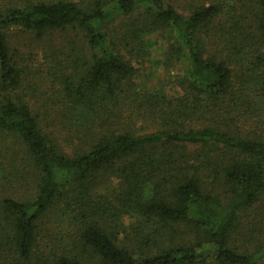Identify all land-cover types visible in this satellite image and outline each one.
<instances>
[{
  "label": "trees",
  "instance_id": "16d2710c",
  "mask_svg": "<svg viewBox=\"0 0 264 264\" xmlns=\"http://www.w3.org/2000/svg\"><path fill=\"white\" fill-rule=\"evenodd\" d=\"M121 15L127 20L117 21ZM16 26L40 38L69 27L85 35L89 56H76L59 76L62 113L73 121L67 131L17 93L23 73L6 36ZM158 31L175 35L168 58L188 63L177 97L139 92L133 82L128 56L147 54L146 36ZM256 94L264 96V0L204 1L188 15L163 0L0 9V163L22 155L36 190L33 199L0 197V264H204L210 257L258 264L264 137L243 127ZM137 115L158 129L133 131ZM11 177L2 173L0 182L24 181ZM112 180L120 182L115 201L95 193ZM61 207L72 231L46 239L44 223ZM254 209L260 221L239 232L242 214ZM129 211L142 224L128 229L122 215Z\"/></svg>",
  "mask_w": 264,
  "mask_h": 264
},
{
  "label": "rangeland",
  "instance_id": "374dc122",
  "mask_svg": "<svg viewBox=\"0 0 264 264\" xmlns=\"http://www.w3.org/2000/svg\"><path fill=\"white\" fill-rule=\"evenodd\" d=\"M51 1V0H0V9L7 7H21L31 2ZM80 1V0H73ZM204 1L220 0H163L165 4L173 5L181 14L188 15L193 6ZM235 0H221L224 3H231ZM146 3V2H145ZM140 7L132 17L138 15ZM128 17L120 16L117 21L127 20ZM117 22V23H119ZM116 23V24H117ZM7 42L14 57L15 63L23 73L21 87L17 91L21 98H24L32 106L35 113L50 118V124L59 126V131H67L72 124L70 116L62 113L63 88L60 81L62 72L67 71L66 66L76 56H89L88 45L85 35L80 30L72 27L59 29L46 33L43 37H38L36 33L22 27H11L6 30ZM174 33L158 31L150 36H146V53L143 57L135 55L128 56L137 69L133 78L136 89L148 95L156 93L165 94L168 97H177L182 94L181 85L185 82L187 60L170 59L167 55L168 44L174 41ZM149 40V46L147 41ZM61 66H63L61 68ZM250 115L244 119L243 127L253 135L264 137V96L256 94ZM129 115H125L127 117ZM129 121V117H127ZM131 128L138 133L152 132L158 129V125L153 124L147 115H137L131 121ZM66 128V129H65ZM62 142V140H61ZM1 143V138H0ZM63 144V143H62ZM65 149V145L63 144ZM69 151L70 149H67ZM192 151V149H188ZM194 150V149H193ZM0 163V181L2 173L11 177L16 173L19 181L14 178L9 186L0 182V197L8 196L15 199H33L36 190L32 181V171L28 167L25 158L18 155ZM2 172V173H1ZM13 178V177H11ZM17 182V183H16ZM120 188L119 180H112L100 186L95 192L99 196L115 201V196ZM214 193L225 198V187L222 183H215ZM261 214V209H254L242 214L240 231L244 233L251 223L258 224L260 220H255V216ZM123 223L128 229L137 227L142 222L133 211L125 212L122 215ZM72 231L70 218L64 213L62 207L52 210L43 226V235L46 239H61ZM262 234L261 232L257 231ZM240 236V235H239ZM238 236V237H239ZM125 246L129 247L127 240L121 237ZM264 247L261 251L258 264H264ZM86 264H100L98 260L88 261ZM204 264H216L215 259L210 257Z\"/></svg>",
  "mask_w": 264,
  "mask_h": 264
}]
</instances>
